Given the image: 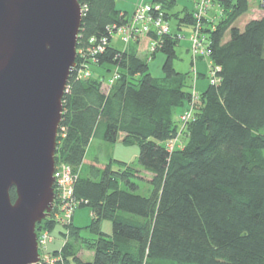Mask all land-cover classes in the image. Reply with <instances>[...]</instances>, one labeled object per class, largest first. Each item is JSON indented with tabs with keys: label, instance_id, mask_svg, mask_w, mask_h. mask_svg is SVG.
<instances>
[{
	"label": "trees",
	"instance_id": "obj_1",
	"mask_svg": "<svg viewBox=\"0 0 264 264\" xmlns=\"http://www.w3.org/2000/svg\"><path fill=\"white\" fill-rule=\"evenodd\" d=\"M77 1V68L62 99L55 163L76 175L72 197L92 217L86 227H68L58 264H264V17L239 30L234 23L248 11V0L213 1L220 14L205 20L203 33L220 81L197 93L200 106L182 130L186 142L169 152L166 143L178 131L175 110L192 98L189 73L173 67L178 34L171 31L156 48L165 59L163 76L155 78L146 60L111 44L110 30L129 19L116 0ZM155 3L165 20L177 21L176 31L194 25L186 9L171 16L176 0ZM101 38L109 44L91 55V40ZM80 50L93 65L87 79L78 77ZM104 65L119 75L105 93L96 72ZM120 134L123 145L137 144V164L150 179L121 161L101 168L95 160L80 172L92 141L112 145ZM135 180L146 181L151 192L136 194ZM9 195L14 201L15 190ZM55 210L56 202L36 232L54 229ZM102 220L112 223L111 235L100 230ZM83 249L93 253L91 262L79 257Z\"/></svg>",
	"mask_w": 264,
	"mask_h": 264
},
{
	"label": "water",
	"instance_id": "obj_2",
	"mask_svg": "<svg viewBox=\"0 0 264 264\" xmlns=\"http://www.w3.org/2000/svg\"><path fill=\"white\" fill-rule=\"evenodd\" d=\"M81 19L77 0H0V264L39 261Z\"/></svg>",
	"mask_w": 264,
	"mask_h": 264
},
{
	"label": "rangeland",
	"instance_id": "obj_3",
	"mask_svg": "<svg viewBox=\"0 0 264 264\" xmlns=\"http://www.w3.org/2000/svg\"><path fill=\"white\" fill-rule=\"evenodd\" d=\"M152 0H116V8L126 11L128 17L132 16V13L135 7L142 3L150 4ZM186 9L187 11H193L194 9V2L193 0H176L175 6L171 9L170 13L173 16L174 13H179L182 16V11ZM214 11L212 10L209 13V16L213 14ZM264 17V8L261 6V0H248V11L241 16L239 19L236 20L234 26L237 27L239 30H243L245 24L252 19H261ZM176 20L171 17L168 20V23L171 28L177 33V45L175 47L176 58L173 62L174 69L179 73H189L188 84L191 86V91L193 88L196 90L197 93H200L207 85H208V76H209V66L210 60L209 58L199 59L195 65L192 64V58L189 51L190 48V38L192 36V27L183 25L181 26L180 30H175L176 28ZM229 35L228 33L224 36V41L228 40ZM154 36H142L139 43L136 42H129L127 45L123 44L120 41V37L117 34L112 36V45L117 47L120 50H128L130 52H134L140 59L146 60L149 73L155 78H161L163 76L162 72V64L164 62L165 56L161 52H154L151 54V48L153 46ZM150 59V60H149ZM89 66V70L91 68ZM195 66V67H194ZM96 71V70H95ZM116 69L112 66L104 65L100 68L99 72L103 74L104 83L101 87L102 91L105 93L106 91V84L114 75ZM195 73L203 74L205 77H199L195 79ZM189 105H185L183 107L177 108L174 114V120L178 123L177 116L184 114L185 111L188 109ZM200 105H196L195 109L198 108ZM264 133V130H263ZM186 142V136L184 134L180 135L178 138L179 144H184ZM139 153V147L137 144H133L130 146H126L123 144H112L109 145L100 140H94L91 148L88 152L87 160H94L104 163L107 161V158L110 157L112 159H116L117 161L125 162L131 165L136 169H141L137 164V156ZM113 165H116L114 162ZM115 168V166H114ZM141 176H144V173L140 172ZM145 174V179L149 178ZM138 185V189L135 191L136 194L140 196H147L151 192V186L143 180H135ZM57 212L55 210L54 213V220L56 219ZM92 213L91 210L87 207L77 208L73 215V222L72 224L76 227L82 228L86 227L91 222ZM56 223V222H55ZM68 227L69 226H59L55 224L53 230H43L39 229L37 233L44 235L45 232L49 233L47 236L50 239L46 246L47 253H50L51 257L53 258H62L61 249L66 243L68 239ZM65 230V231H64ZM100 230L108 235L112 234V223L109 220H102L100 223ZM79 257L84 262H91L93 258V253L91 251H87L85 249L81 250L79 253Z\"/></svg>",
	"mask_w": 264,
	"mask_h": 264
},
{
	"label": "built area",
	"instance_id": "obj_4",
	"mask_svg": "<svg viewBox=\"0 0 264 264\" xmlns=\"http://www.w3.org/2000/svg\"><path fill=\"white\" fill-rule=\"evenodd\" d=\"M213 1L214 0H193L194 9L192 15L194 25L192 26L193 33L190 38L191 42L189 48L193 65H195L199 59L208 58V40L206 34L203 33L205 20L213 22L216 19V15L220 14V9L214 5ZM261 6L264 8V0H261ZM212 10L214 11L213 16H209V13ZM171 31L168 21L165 20L161 4L142 3L135 7L132 16L128 19V22L125 25L110 30V39L112 40V36L117 34L120 37V41L127 45L131 41H137L142 36H154V42L151 48L152 54L156 51V48L163 43V38L171 34ZM90 43L92 45L87 51L90 52L91 55L103 52L109 44L106 38H101L97 44L94 39L91 40ZM78 55L80 59L83 58L79 64L78 77L81 79H87L91 74L89 70L90 64L84 59L85 55L82 50L78 51ZM76 64L77 63H75L74 70L77 68ZM218 70L219 68L211 66L210 62L208 80L211 85H217L220 81L217 76ZM118 78L119 75L116 70L112 78L108 81V84H106V91L109 90L110 86ZM196 105H200V100L196 90L193 88L192 98L188 109L178 118L177 135L174 139L166 143V148L169 152H172L175 148H181L182 144L178 143V138L183 134L182 130L185 125L192 119ZM53 178L55 194L54 203L56 202L57 212L55 222L62 227L69 226L72 222L73 214L78 208L76 200L72 197L73 185L77 177L73 174L69 166L63 163H55ZM48 234L49 233L47 232H45L44 235L37 234V247L39 254V261L37 264H58L62 262V258H53L50 253H47L46 246L51 239L47 236Z\"/></svg>",
	"mask_w": 264,
	"mask_h": 264
},
{
	"label": "crops",
	"instance_id": "obj_5",
	"mask_svg": "<svg viewBox=\"0 0 264 264\" xmlns=\"http://www.w3.org/2000/svg\"><path fill=\"white\" fill-rule=\"evenodd\" d=\"M119 11H121V12H126V11H123V10H120V9H118ZM127 13V12H126ZM130 18V17H129ZM177 23V22H176ZM175 30H176V28H174ZM171 30L172 31H174L173 30V28H171ZM140 39L141 38H139V40L138 41H133V42H136V43H139L140 42ZM226 41V40H225ZM111 44H112V40H111ZM182 115V114H181ZM180 116V115H179ZM179 116H177V117H179ZM178 120V119H177ZM123 137H124V135L123 134H120V136H119V138H118V140H117V144H122V139H123ZM92 144H93V141L90 143V145H89V147H88V149H87V151H86V155H85V158H84V161H83V165L81 166V168H80V172H85L86 171V169H87V167L89 166V165H91L96 159H94V160H87V157H88V152H89V149L91 148V146H92ZM107 161L108 162H116L117 160L115 159H112V158H110V157H108L107 158ZM108 162H104V163H101V162H99V167H101V168H103ZM114 164V163H113ZM128 164V163H127ZM140 170V172H142V173H144V177H145V174L146 175H148V176H150L147 172H145L143 169H139ZM147 176V177H148ZM146 179H149V178H146ZM72 222H73V220H72Z\"/></svg>",
	"mask_w": 264,
	"mask_h": 264
},
{
	"label": "bare ground",
	"instance_id": "obj_6",
	"mask_svg": "<svg viewBox=\"0 0 264 264\" xmlns=\"http://www.w3.org/2000/svg\"><path fill=\"white\" fill-rule=\"evenodd\" d=\"M73 215H74V214H73ZM72 220H73V217H72ZM55 224L58 225L57 223H55ZM71 224H72V222H71ZM71 224H70V225H71ZM70 225H69V226H70Z\"/></svg>",
	"mask_w": 264,
	"mask_h": 264
}]
</instances>
